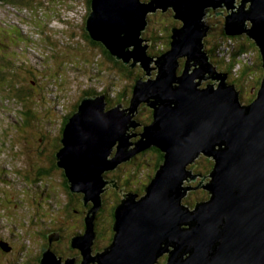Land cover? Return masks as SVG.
Instances as JSON below:
<instances>
[{
  "label": "water",
  "instance_id": "95a60500",
  "mask_svg": "<svg viewBox=\"0 0 264 264\" xmlns=\"http://www.w3.org/2000/svg\"><path fill=\"white\" fill-rule=\"evenodd\" d=\"M235 1L90 0L85 29L91 38L131 67L138 61L147 75L157 68L135 82L127 107H108L104 94L79 101L56 158L71 192L92 204L84 232L71 238L81 259L62 260L51 250L54 231L38 264H158L164 255V264H264V0ZM205 7H225L224 32L246 34L259 49L263 74L249 103L240 101L201 48L209 29ZM158 8H171L181 25L171 27L170 47L157 59L146 53L150 40L140 32L148 11ZM142 102L152 108V120L132 142L131 130L139 125L133 115ZM149 147L163 152L162 162L142 195L123 194L111 241L95 253L102 193L117 187L106 172ZM200 155L213 160L204 185L209 197L190 208L182 199L192 189L185 184L197 175L189 167ZM0 245L10 250L8 243Z\"/></svg>",
  "mask_w": 264,
  "mask_h": 264
},
{
  "label": "rangeland",
  "instance_id": "374dc122",
  "mask_svg": "<svg viewBox=\"0 0 264 264\" xmlns=\"http://www.w3.org/2000/svg\"><path fill=\"white\" fill-rule=\"evenodd\" d=\"M239 3L240 0H237L234 5H239ZM22 6H6L0 0V19L2 23L0 27V44L5 42L11 44L16 39L14 41L16 45L12 46L11 51L7 50L8 54L11 55L8 59L9 62L12 61L15 64V66L14 64L12 66V69L17 71L14 74L22 77L25 84L30 79L36 81V85L33 86L34 101L31 105L34 104L37 117L33 120L34 125L39 126L41 131L38 133V135L40 134V140H36L26 138L23 129H15L13 124L14 110H20L22 106L16 100H7L5 97L1 99V95L7 96L8 93L7 91L0 92V242L7 245V242L10 241L9 244H11L9 251L0 245V264H12L13 261L22 264L25 260L37 256L45 241L44 234L54 232L57 227H66L63 231L64 234L71 233L73 230H75L73 233L76 235L81 233L79 232L81 229H76L74 223L79 218V216H76L78 214L71 216L69 220L62 219L66 198L62 192V175L59 169L54 168L43 182L30 180L26 174L28 169L37 163L46 166L49 164V159H45L44 155L51 154L52 145L50 140L59 134L60 117L72 108L69 105L78 101L83 89L104 90L107 92V96H110V98L108 97L109 103L116 105L121 102L123 107L129 106V102L127 99L118 101L119 93L127 91V96L130 97L132 92L129 90L132 78L127 75L124 76L121 70L115 66L113 68L109 66L103 68L105 65L101 62L97 66L96 62L100 61L98 58L100 55L93 52L91 48H89L90 51L86 50L89 43L79 33L78 29L81 20L85 19L89 13L86 10L85 0H32L28 6L29 10L22 8ZM170 9L161 11L158 8L156 11H148L147 13V24L141 30L140 37L150 40L148 46H146V53L149 56L160 54V47L166 45L168 41L166 35L169 33L171 36L172 34L171 27H174V12ZM226 11L225 7H205L203 21L209 25V29L203 38L201 48L207 50L209 59L214 62L217 71H227L228 69L225 73L227 75L226 81L233 82L239 92L240 101L245 104L249 101L243 99V97L249 100L254 99L259 84L256 86L253 81L262 76L263 71L256 66L259 61L258 52L250 45L245 44L248 43V40L244 38L245 34L233 36L226 34L225 36L221 33L224 30ZM175 19L180 21L177 18ZM179 26L180 24L176 25V27ZM6 28L12 34L19 32L21 35L15 39L13 38V40L4 39L2 30ZM41 30L47 31L48 36L46 38L42 35L39 36L38 31ZM67 37H70L74 44H78H71ZM153 37L155 38L154 41H152ZM55 45L59 53L60 68L63 71V75L58 78L59 80L56 79L58 74L55 73L58 66L54 63L55 60L50 59L53 52L52 48ZM242 46H246V49H240ZM0 48V54L6 53L5 48L2 49L1 46ZM14 49L15 52L19 53L18 55H21V59L16 57ZM66 58L68 61H65L68 64L64 65L67 68L62 63V60ZM245 60L248 61L245 62ZM20 61H23V63H20ZM230 62H234L232 67H229ZM19 64L24 67L21 68L18 66ZM248 65L250 66L246 69ZM139 67L138 64L131 67L137 68L133 71V74L140 73L144 79L148 76H154L156 73L157 67L150 69V75H142L145 71ZM29 68H33L34 73L28 74ZM93 69H100L101 73L100 70L96 72ZM244 69L251 75L242 76ZM37 70H40V72ZM37 74L43 75L37 78ZM127 74L130 75V71ZM54 76L55 78H52ZM13 82H16V79ZM217 83H203L198 84V86L204 87L207 84L217 86ZM50 106H53V109ZM148 106L143 102L140 103L137 107V115L134 113L133 118L137 120L144 117L146 120L151 108ZM46 107H49L48 110H45ZM137 126L133 129L137 133L138 139V133L142 129L140 130V127ZM114 151L115 147L112 152L114 153ZM137 154L138 156L133 162L127 160V167L118 171L119 175H123L118 178L119 182L116 177H112V172L106 174L107 180L111 178L116 180V189L119 190L118 194L121 197L129 191H134L132 193L136 192L140 196L138 186L143 184L153 166V155L151 153L141 154L138 152ZM195 162L189 168L192 174L197 175H195V178L192 177L191 184H185L191 186V188L195 184L206 182L205 178L201 179L198 175L203 167L193 165ZM135 167L137 170H135ZM130 168L135 170L133 179L123 185L122 180H124V176H127V170L129 171ZM38 186L39 188L36 189ZM46 187L55 189L56 195L52 197V193L45 191ZM202 187L205 188L204 185ZM113 189L115 190L114 187L108 186L104 190L106 192L103 191L105 208H109L115 203L113 201ZM190 191L191 189L187 190L182 199L183 203L185 199L194 200L195 193ZM99 240L94 243L98 247H103L102 240ZM60 247L61 245L58 244L56 249L59 250ZM61 258L65 260L72 257L65 258L62 255ZM78 262L76 261V263Z\"/></svg>",
  "mask_w": 264,
  "mask_h": 264
},
{
  "label": "trees",
  "instance_id": "16d2710c",
  "mask_svg": "<svg viewBox=\"0 0 264 264\" xmlns=\"http://www.w3.org/2000/svg\"><path fill=\"white\" fill-rule=\"evenodd\" d=\"M1 1L3 2V4H6V6H11V7H21L23 5L22 8H25L26 10H29L28 6H29L30 2H32V0H1ZM85 4H86V10H87V12H89L90 11V0H85ZM22 8H20V9H22ZM170 11H172V10L170 9ZM222 11H224V10H222ZM85 19H86V17H85ZM85 19L83 18L81 20L78 29H79V33H81V35L90 44V45L89 44L87 45L86 50L90 51L89 48H91V49H93L92 50L93 52L97 53V55H100V57H98L100 61L96 62L97 66L99 65L100 62L103 65H105L103 68H106V66H109L110 68H113L115 66L116 68H119L121 70V72L124 74V76L127 75L128 77L132 78L133 79L132 83L129 86V90L132 91L135 82L139 78H143V76H141L140 73L133 74V71H135L137 68H130L129 63H126L127 65L124 64L122 62V60H119L114 55H112L108 51V49L101 42L92 39L91 36L88 34V32L85 29ZM177 24L181 25V21L176 20L174 18V15H173V25H174V27H176ZM1 25H2V23H1V19H0V27H1ZM2 32H3L2 35H3L4 39H7V40H13V38L15 39L16 37L21 35V33H19V32L15 33V34H12L10 31L7 30V28L5 30H2ZM38 32H39V36L40 37H41V35L44 36L45 38L48 36L46 30H41V31H38ZM69 32L72 33L70 30H69ZM221 33L226 36V33H224V30ZM67 38L70 40V42L72 44L73 42L70 39V37H67ZM166 38L168 39L167 44L160 47V51H159L160 54L154 55V57H157V59L160 57V55L165 50H167L170 47L171 36H170L169 33L166 35ZM244 38H246L248 40V43H245V44L246 45H250V47L256 49V51L258 52L259 61L256 63L257 65L256 64L255 65L258 66L261 71H263V69L261 67V62H262L261 55H260V52H259V49H258L257 45L246 34H245ZM154 39L155 38L153 37L152 41H154ZM14 41L11 42V44H13V45H11L10 43L7 44V42H5L4 44H0L2 49L5 48V50H6L5 51L6 53H4L3 55L0 54V92L7 91V93H8L7 96L1 95V99H3L5 97V99H7V100H9V99L16 100V102L21 104L22 107H21L20 110L19 109L16 110V111L14 110L13 124L15 126V129H23L24 136H26V138H34L36 140H40L39 139V135L40 134L38 135V133H40L41 128L39 126H37V125H34V121L33 120L36 119L37 117H36V111L34 110V107H35L34 104H33V106L31 105V103L34 101L35 92L33 90V86L36 85V83H35L36 81H33L32 79H30V80H28L29 84L28 83L25 84L22 81V77H20L19 75L17 76L16 74H14L17 71L12 69V66H13L14 63L12 61L9 62L8 59H9V57L11 55H9L8 51H7L8 49H9V51H11L12 46L16 45V43ZM57 42L59 43V41H57ZM77 44L78 43H76V44L73 43V45H77ZM245 47L246 46H242V48H240V49H246ZM52 50H53V52L51 54L50 59L51 60H55L54 63L57 64V66H58V69L55 70V73L58 74L56 79L59 80L58 78H59V76L61 77V75H63V71H61V68H60L59 53L56 50V45L52 48ZM97 50H98V52H97ZM13 51L15 52V49ZM15 54H16L17 58L21 59V55H18L19 53L15 52ZM65 60H67V58L62 60L63 65L64 64H68V62H67L68 60L67 61H65ZM20 63H23V61H20ZM233 63L234 62H230L229 63V67H232ZM14 66H15V64H14ZM18 66H20L21 68L24 67V66H21V64H19ZM46 66H48V64H46ZM181 66L183 67V63H181ZM64 67L67 68V66H65V65H64ZM248 68L249 67H246V69H248ZM28 70H29L28 74H30L31 72L34 73V71H35L33 68H29ZM93 70L98 72V70H100V69H93ZM181 70H182V68H179L178 72H181ZM37 71L40 72V70H37ZM129 71H130V75L127 74V72H129ZM227 71H228V69H227ZM227 71H219V72L222 73V74H225ZM100 73H101V70H100ZM248 74H250V73H248L246 70L242 72V76L247 77V76L251 75V74L250 75H248ZM42 75L43 74H41V75L37 74L36 77L38 78V76H42ZM132 75H134V76H132ZM142 75H146L145 72L142 73ZM52 78H55V76L52 77ZM261 78H262V76H260L256 80H254L253 83L257 86L258 84H260ZM4 79H7V80H4ZM15 79H16V82H13ZM38 81L40 82L39 79H38ZM231 83H233V82H231ZM98 94H104V96H105V98L107 100H109V98H110V96H107V92H105L104 90L96 91V89H94V90L93 89H83L82 94L80 95L81 97L78 100L80 101L82 96L98 95ZM10 95H13V96H10ZM129 95H130V92H129ZM131 95H132V92H131ZM130 97L127 96V91H124L123 93L122 92L119 93V95L117 97V100L119 101V100L127 99V101L129 102ZM243 99L248 100L249 102L251 101V99L249 100L246 97H243ZM114 105L115 104H112V103H109V102L107 103V106H114ZM69 106L72 107V108L67 113L62 114L61 117H60L61 118V126L59 128L58 136L57 137L55 136L54 138H52L50 140V142H51L50 144L52 145L51 154L50 155H44L45 159H47V158L49 159V164H47V166H46V165H43L41 163H37L36 165L31 166V168L28 169V172L26 174L28 179H30V180L34 179V180H39V182H43V180L47 179L49 173H51L54 168H61V167L57 166L56 152L62 145L61 137H62L63 129H64L67 121L69 120L70 116L74 113V111H76L77 106H78V102H75V103H73L72 105H69ZM50 107H51V109H53V106H50ZM47 108H49V107H46L45 110H48ZM148 117L149 118H147L146 120H147V122L148 121L150 122L151 119H152V114H150ZM143 119H144V117H143ZM197 160H200V161H197ZM197 160H196L195 164H193V165H195V166L201 165L203 167V169L200 170L198 175L201 177V179L205 178L206 182L205 183H201L200 182L199 184L193 185V188L191 189V191H193V193H195V196L193 198L194 200L191 201L190 199L189 200L185 199V201L183 203L184 205H186V206H188L190 208H192L195 205L196 202H198L200 200L207 199L209 197V192L202 186L204 184H206L208 179H209L208 176H209V173H210L211 168H212L213 160L211 158L205 157L204 155H200L197 158ZM160 161H161V159H160ZM161 162H158L155 167L152 166V168L150 170V175L148 176V179L146 178V180L143 182V184L138 186V190H139L138 193L140 195H142L144 193L145 186L150 181L151 177L154 175V173L156 172V170L159 167ZM135 170H137V168ZM135 170H133L131 168H130L129 171L127 170V176H124V180H122L123 185H126L127 183H129L133 179ZM118 173L119 172L117 171L116 174H115V177H116L117 181H118V178H120V176L121 177L123 176V175H119ZM62 174H63V176H62V186H64V188L66 189V192H67V194L69 196V200H68L67 206H64V215L63 216L71 217L72 215H76L79 212H82V216L83 215L86 216L87 212L92 207L91 202L87 203L88 206H85V202H84L83 197H82L83 194L80 193L81 195L80 194H76L75 195V193H72L70 188H69V184L67 182V178H66V176L64 174V171H62ZM200 185H202V186H200ZM40 186H42V185H40ZM116 188H115V190L113 189V191H112L113 198H114V200L116 202L114 201L115 203L112 206H109V208H105L104 192H106V191H104L102 193V206L100 207V209L97 211V213L95 215V221H94L95 234H97L98 238L100 240H102L101 241L102 244L110 243L112 235H113L112 223H113V220H114V210H115L116 205L119 203V200L121 199V196L118 194L119 190L116 189ZM45 191H47V192H52V191L56 192L55 189H52L50 187H48V188L46 187ZM131 192H134V191H131ZM103 203H104V207H103ZM102 212H105V214H107V215H112L111 223H110L109 226L105 225L104 223L102 224L100 219L98 218L97 215H100ZM76 216H78V215H76ZM85 216H84V218H85ZM101 217L103 218L104 215L101 214ZM83 223H84V226H85V221H83ZM77 225L79 226L80 224H77ZM44 237L49 240V238H47V235H45ZM46 247L47 246L45 244L44 248L46 249ZM68 247H72L71 246V239H70V245H68ZM98 249H100V248H98ZM79 259H77V260H79ZM165 260H166V255L164 256L163 262H160V263L158 262V264H164Z\"/></svg>",
  "mask_w": 264,
  "mask_h": 264
},
{
  "label": "flooded vegetation",
  "instance_id": "af4514ba",
  "mask_svg": "<svg viewBox=\"0 0 264 264\" xmlns=\"http://www.w3.org/2000/svg\"><path fill=\"white\" fill-rule=\"evenodd\" d=\"M87 96H91V95H87ZM83 97V96H82ZM81 100V99H80ZM79 101V100H78ZM77 101V102H78ZM106 101H107V103H108V101L109 100H107L106 99ZM144 104H146V103H144ZM147 105V104H146ZM148 106V105H147ZM149 107V106H148ZM151 111H152V109L150 108L149 109V115L150 114H152L151 113ZM137 112H138V109H137ZM137 112H136V115H137ZM148 115V116H149ZM147 116V118H149ZM137 122H139V127H140V130L142 129V127H143V125L144 124H146V123H148L147 122V120H145V119H137ZM137 126V127H138ZM139 153H141V154H143V153H151L152 155H153V166L155 167L156 166V164L158 163V162H161L162 161V158H163V152L161 151V150H159L157 147H149L148 149H146V150H144V151H141V152H139ZM137 157V154L136 155H134L132 158H130L128 161H130V162H132V161H134V159ZM160 159H161V161H160ZM128 161H124V162H122V163H120L115 169H113V170H110V171H108V172H106V174L107 173H109V172H112V177H115V174H116V172L117 171H120V169H122V168H125V167H127V162ZM132 164V163H131ZM59 169V171H60V173H61V175L63 176V174H62V169L61 168H58ZM105 174V175H106ZM150 175V173L149 174H147V179H148V176ZM112 179V178H111ZM39 188V186L36 188V189H38ZM113 191V190H112ZM62 192H63V194H64V196H65V198H66V202H64V206H67V203H68V200H69V196H68V194H67V192H66V189L64 188V186H62ZM53 194L52 195V197L53 196H55L56 195V192H54V191H52V192H50V194ZM72 193H75V195L76 194H80V192H72ZM81 195V194H80ZM113 201H115L114 199H113ZM116 202V201H115ZM105 203V202H104ZM104 203H103V207H104ZM113 205V204H112ZM111 205V206H112ZM85 206H88V205H85ZM82 210V209H81ZM80 210V211H81ZM107 213V212H106ZM101 214H103V215H105L103 218H101ZM100 215H97L98 216V218L99 219H101V223L103 224H105V225H107V226H109L110 225V223H111V217H112V215H107V214H105V212H102ZM63 215H64V213H63ZM72 216H74V215H72ZM78 216H80L77 220H75V224H76V229H81V231H79V232H84V228H85V226H84V223H83V221H84V216L85 215H83L82 216V212H79L78 213ZM67 217H69V216H63L62 217V219L63 218H65L66 220H69L71 217H69V218H67ZM110 218V219H109ZM64 221V220H63ZM95 221V220H94ZM71 223V222H70ZM77 224H80L79 226H81L80 228L78 227V225ZM66 229V227L65 228H61V227H57V230H55V231H57V233H56V236H57V239H56V241H52L51 242V250L52 251H54L55 253H56V255L57 256H59V257H62V255L63 256H65V258L66 257H69V256H71L72 258H74L75 259V261H79L80 259H81V256H80V250L78 249V248H75V247H68V245H70V239L73 237V236H75L76 234H74L73 232L75 231V230H73V232H71V233H63V231ZM78 234H80V233H78ZM44 236H45V234H44ZM44 239H45V241H44V243L42 244V246L40 247V253L37 255V256H34L32 259H30V260H25V262H23L22 264H38L39 263V261H40V257H41V254H42V252H43V250L45 249L44 248V246H45V244H46V246H49V244H50V242H49V240L48 239H46L45 237H44ZM99 240V238H98V235L96 234V238L94 239V242H97ZM10 242V241H9ZM9 242H7L8 244H9ZM93 242V251L94 252H98V251H100V250H102L104 247H106L109 243H106V244H104V246L103 247H98L95 243ZM58 244H60L61 245V247H60V249L58 250V249H56L57 248V245ZM10 246H11V244H9ZM43 247V248H42ZM42 248V249H41ZM98 248H100V250L98 249ZM165 256V255H164ZM80 258V259H79ZM77 259H79V260H77ZM12 264H17V262L15 261H13L12 262Z\"/></svg>",
  "mask_w": 264,
  "mask_h": 264
},
{
  "label": "bare ground",
  "instance_id": "6f19581e",
  "mask_svg": "<svg viewBox=\"0 0 264 264\" xmlns=\"http://www.w3.org/2000/svg\"><path fill=\"white\" fill-rule=\"evenodd\" d=\"M160 9H161V8H160ZM205 51H206V50H205ZM206 53H207V51H206ZM207 55H208V54H207ZM208 60L210 61V59H209V55H208ZM210 62H211V61H210ZM127 63H129V62H127ZM137 63H139V62L136 61V64H135V65H137ZM129 64H130V63H129ZM142 79H144V78H142ZM251 100H252V99H251ZM248 103H249V102H248ZM136 111H137V109H136ZM151 120H152V119H151ZM136 121H137V120H136ZM137 123H138V122H137ZM136 126H137V125H136ZM136 126H135V127H136ZM135 127H134V128H135ZM131 132L136 134V135L133 136V138L131 139V141H132V142H136V141L139 139V138L137 139V133L134 132V129H132ZM139 133H141V132L139 131ZM139 135H140V134H139ZM137 156H138V154H137ZM132 157H133V156H132ZM132 157H131V158H132ZM204 185H205V184H204ZM82 197H83V196H82ZM22 211H23V210H22ZM15 213H16V212H15Z\"/></svg>",
  "mask_w": 264,
  "mask_h": 264
},
{
  "label": "clouds",
  "instance_id": "9594fccd",
  "mask_svg": "<svg viewBox=\"0 0 264 264\" xmlns=\"http://www.w3.org/2000/svg\"><path fill=\"white\" fill-rule=\"evenodd\" d=\"M248 60H245V62H247ZM247 65V64H246ZM250 65H248V66H246V67H249ZM217 72H219V71H217ZM222 74V73H221ZM228 83H231V82H228ZM231 84H233V83H231ZM119 103V102H118ZM110 107V106H109ZM9 245V244H8ZM10 246V245H9Z\"/></svg>",
  "mask_w": 264,
  "mask_h": 264
}]
</instances>
